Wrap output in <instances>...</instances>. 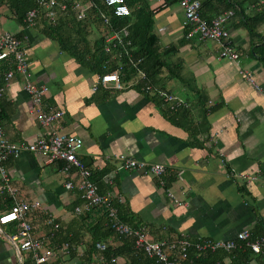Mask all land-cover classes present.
Wrapping results in <instances>:
<instances>
[{"label":"crops","instance_id":"0c3cea01","mask_svg":"<svg viewBox=\"0 0 264 264\" xmlns=\"http://www.w3.org/2000/svg\"><path fill=\"white\" fill-rule=\"evenodd\" d=\"M7 2L0 0V32L22 41L28 80L47 90L42 108L62 113L53 129L81 140L77 157L90 172L89 180L99 193L119 197L123 213L135 228L145 227L148 241L180 237L193 244L228 241L242 230L248 232L249 242L264 236V71L250 55L257 39L234 28L236 20L229 21L228 38L238 54V63H231L219 57L214 42L184 36L187 26L175 1L147 0L155 14L160 48H177L166 62L177 58L181 62L177 77L161 91L171 100L160 99L170 108L173 104L185 108L187 119H167L151 96L120 83L119 89L101 84L99 75L59 48L45 26L36 22L26 27ZM260 3L264 5V0ZM259 33L264 36V26ZM242 73L259 89L250 86ZM24 86V78L17 74L0 85V130L13 145L32 143L43 134ZM119 156L160 165L165 172L158 179L124 170ZM3 166L14 193L11 197L0 190V215L8 212L7 199L12 205L13 199L38 203L24 220L32 237L41 241L38 252L51 253L45 264H98L80 256L91 242L89 231L97 216L82 220L83 216L73 215L83 201L77 191L64 187L68 179L63 163H47L21 151ZM78 180L76 175L71 178L73 184ZM13 224L17 223L0 225V264H22L27 255L34 262L29 252L11 241ZM69 242L74 248L71 255L62 250L63 244L69 248ZM106 243L119 244L113 235ZM236 245L238 251L223 255L221 264H264V251L253 254L246 242ZM125 262L116 259V264Z\"/></svg>","mask_w":264,"mask_h":264},{"label":"trees","instance_id":"16d2710c","mask_svg":"<svg viewBox=\"0 0 264 264\" xmlns=\"http://www.w3.org/2000/svg\"><path fill=\"white\" fill-rule=\"evenodd\" d=\"M74 1L82 3L81 5H86L89 2V0ZM196 1L200 5V16L206 21L223 12H232L225 28L228 29L230 26L229 21L236 20L234 28L242 29L250 39H257V43H252L250 46V55L261 64L264 71V36L259 33L261 27L264 26V5L260 3V0ZM56 2L57 4L52 10L54 20H49L48 10L40 7L35 0H8L7 3L22 23L23 16L27 11L37 9L38 14L35 23L39 22L41 26H45L49 31V37L55 40L59 48L82 67L96 73L99 77L116 71L120 84L144 94L145 97L151 96L149 98L154 104L163 107L165 114L168 115L167 119L170 116L176 120L187 119L185 117L188 111L185 108L176 104L170 108L160 99L163 97L159 95V92H163L162 89L165 88L166 83L177 77L181 62L178 58L173 63L166 62V57L175 55L177 48L174 45L168 47L167 50L160 48L155 33V14L149 9L147 0H124L130 10L127 17H115L111 9L104 5L103 0L91 1V6L84 12L82 19L77 18L78 10L72 9L70 4H66L65 9L61 10L59 7L62 0H56ZM122 30L126 31L125 37L118 41L105 42L110 35ZM190 30L191 27L187 26L185 37L188 36ZM223 44L233 48L229 38L225 39ZM8 66L7 63L0 62V85L3 81V73L8 69ZM208 111L210 112L212 109ZM4 139L6 140L5 137ZM7 143L9 142L7 141ZM5 203H7L6 211H9L12 202L7 199ZM113 207L116 209L117 217L121 222L132 226V228L136 227L133 220L123 213L125 205L114 201ZM80 216H83L82 220L85 217L97 216L89 231L91 242L80 254L83 261L116 264V259L124 258L126 261L124 264H157L154 260L146 257L142 251L134 248L131 237L118 236L113 233L109 228L107 209L104 206L93 207ZM16 226L17 224H13L12 228L15 230ZM112 235L119 243L117 246H109L106 243ZM182 239L184 238L180 237L162 242H175ZM96 242L106 243L103 251H98L94 247ZM189 243L191 245L185 248L183 259L172 254L177 261L176 264H221L223 255L228 254L223 251L198 253L193 248V243ZM68 244V254L71 255L74 248L70 242ZM55 245L60 246L58 243ZM237 251L234 249L229 253L232 254ZM244 254L246 256L247 252ZM22 264H34V262L30 255H27Z\"/></svg>","mask_w":264,"mask_h":264},{"label":"built area","instance_id":"2783aa9c","mask_svg":"<svg viewBox=\"0 0 264 264\" xmlns=\"http://www.w3.org/2000/svg\"><path fill=\"white\" fill-rule=\"evenodd\" d=\"M36 3L48 10L49 20H54L52 10L56 6V0H35ZM91 1L86 5H81L80 2L74 0H62L60 9L64 10L66 4H70L72 9L78 10V19L84 17V12L91 6ZM183 13L185 24L191 27L188 37L196 36L198 40H210L214 42L219 48V57L225 58L231 63H238V54L229 46L224 45L223 41L228 38V31L225 28L226 22L232 16L231 11L224 12L212 18L209 22L202 20L200 16V5L196 0H173ZM106 7L110 8L115 17H127L130 10L125 4L124 0H103ZM37 9L27 11L23 16V23L26 27H33L37 18ZM126 36V31L122 30L119 33L110 35L105 42L112 40H120ZM0 62H5L12 66V70L8 69L3 73V80L5 84L11 80L14 75H20L25 80L24 91L30 101V111L33 113L35 120L43 130V134L34 142L29 144L13 145L7 143L4 135L0 130V190H6L12 197L14 191L8 186L9 178L3 166L4 162L9 157L18 155L21 151H27L32 154L40 156L44 162H61L63 163L62 170L66 174L67 179L64 187L67 190H75L80 194L83 201L82 208L75 207L73 215L79 216L83 212H88L91 208L96 206H104L107 209V219L109 228L114 234L123 237H131L133 239V246L135 249L142 251V253L154 260L157 264H176V259L172 254H176L180 259L185 257V248L191 244L182 239L173 242H150L147 240V231L145 227L132 228L122 223L117 217V211L113 207V203L120 202L118 196H113L110 193H99L95 185L89 180L90 172L81 164L77 155L82 146L79 138L73 135H67L56 132L53 126L60 121L62 113L58 111H46L42 108V98L46 93V88L38 86L28 80V62L24 53L22 41L16 39L7 32H0ZM244 78L256 90L259 88L253 84L250 76L247 73H242ZM101 84L112 83L116 89L120 88L117 72L104 74L99 77ZM1 92V90H0ZM159 95L165 100H171V97L159 92ZM121 164V168L128 171L141 172L143 175H152L155 178H160L165 169L160 165H146L143 162H137L132 159H126L122 156L117 158ZM73 171V174H72ZM73 175L79 177L76 184L71 182ZM38 207V203L34 202L28 204L22 201L13 199V205L10 210L0 215V225L16 222V232L10 237L12 242H17L19 249L23 252H29L34 260V264H45L50 257V251L38 252L41 246V241L32 237L30 225L24 220L25 214L31 212ZM54 228L57 226L54 224ZM249 234L242 230L238 232L233 240H202L193 244L195 251L215 252L223 251L229 253L236 249V241L246 242V247L253 253L259 254L264 251V236L258 240L249 242ZM94 247L98 251H103L105 244L96 242ZM62 250L68 252V245L63 244ZM175 250H178L175 252Z\"/></svg>","mask_w":264,"mask_h":264}]
</instances>
